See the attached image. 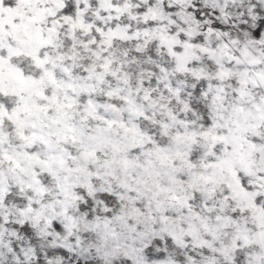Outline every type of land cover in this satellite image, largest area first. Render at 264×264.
<instances>
[{
	"label": "snow or ice",
	"instance_id": "6c2138e0",
	"mask_svg": "<svg viewBox=\"0 0 264 264\" xmlns=\"http://www.w3.org/2000/svg\"><path fill=\"white\" fill-rule=\"evenodd\" d=\"M0 264H264V0H0Z\"/></svg>",
	"mask_w": 264,
	"mask_h": 264
}]
</instances>
